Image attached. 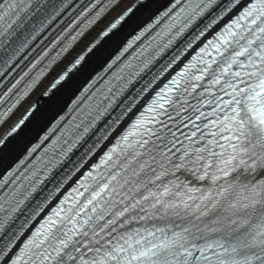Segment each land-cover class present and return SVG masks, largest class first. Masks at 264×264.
Returning a JSON list of instances; mask_svg holds the SVG:
<instances>
[{"label": "snow or ice", "instance_id": "obj_1", "mask_svg": "<svg viewBox=\"0 0 264 264\" xmlns=\"http://www.w3.org/2000/svg\"><path fill=\"white\" fill-rule=\"evenodd\" d=\"M42 86L73 115L0 177V264H264V0H0L5 155Z\"/></svg>", "mask_w": 264, "mask_h": 264}, {"label": "bare ground", "instance_id": "obj_2", "mask_svg": "<svg viewBox=\"0 0 264 264\" xmlns=\"http://www.w3.org/2000/svg\"><path fill=\"white\" fill-rule=\"evenodd\" d=\"M169 0H165V4ZM135 27V26H134ZM132 29H129L131 32ZM119 45H113L110 49L105 52L104 57L98 60L96 63L92 65L91 72H94L98 67H100L103 61L118 47ZM101 55V53H97V56ZM84 72L90 71V66L86 65ZM86 77H82L77 84L80 85L81 82L84 81ZM71 85V82H70ZM67 87V86H66ZM72 96L71 91H67L62 95L57 94L51 101L49 98L44 100L43 106L39 107L37 110L36 116L33 120L27 124L25 130L15 137L11 138L8 143L5 145V148L8 149L7 154H4V149L0 151V174L2 171L10 165L27 147V145L33 141L38 133L49 123V121L59 113L67 103L68 99ZM35 97H31L28 104L34 101ZM27 104V105H28Z\"/></svg>", "mask_w": 264, "mask_h": 264}, {"label": "clouds", "instance_id": "obj_3", "mask_svg": "<svg viewBox=\"0 0 264 264\" xmlns=\"http://www.w3.org/2000/svg\"><path fill=\"white\" fill-rule=\"evenodd\" d=\"M128 3H131V0H128Z\"/></svg>", "mask_w": 264, "mask_h": 264}]
</instances>
